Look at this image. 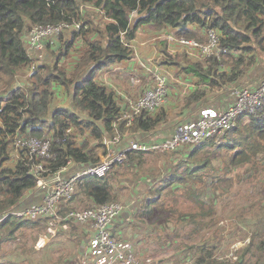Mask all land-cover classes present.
I'll return each mask as SVG.
<instances>
[{
	"label": "trees",
	"instance_id": "obj_1",
	"mask_svg": "<svg viewBox=\"0 0 264 264\" xmlns=\"http://www.w3.org/2000/svg\"><path fill=\"white\" fill-rule=\"evenodd\" d=\"M77 21L82 27L67 30L69 39L60 34L57 48L47 44L52 60L42 61L23 86L14 87L17 74L32 64L22 38L29 26ZM189 24L212 29L219 38V56L214 54L198 62L186 56L172 58L178 70L199 78L204 86L234 84L264 52V0H0V215L19 208L37 179L29 172L33 160L26 151H20L10 166V139L16 134L48 140L55 154L54 160L47 161L51 171L65 166L69 159L81 167L98 163L96 152L104 148L103 140L113 139L117 132L123 134L126 127L112 93L94 82L95 75L104 67L131 59L130 44L141 27L152 25V31L175 28L180 35ZM76 41L84 47L74 64L67 67V57L77 53ZM223 63L230 66L228 71L222 68ZM61 90L68 106L54 105ZM204 96L205 91L196 90L186 98V106L201 102ZM163 112L135 116L128 133L157 126L164 118ZM244 116L246 120L239 117L223 142L217 144L210 139L203 146L213 150L199 152L203 147L194 148L184 161L166 162L150 179L142 173L134 177L137 189L140 191V184L144 188L134 218L157 233L154 239L165 230L177 236L178 229L189 225V236L203 231L198 243L185 245L193 253V264H264V99L254 113ZM79 135L91 137L95 145L86 139L79 141ZM142 163L144 154L132 153L104 178L83 177L69 201L76 199L82 205L85 200L87 208L118 201L124 188L123 181L119 182L124 169ZM180 200L189 202V208L184 209L186 204L179 206ZM239 200L244 203L237 204ZM64 204H60L58 213L73 209ZM47 220L46 216H6L0 223V249L15 239L16 233L35 241L34 234L46 228ZM206 227L213 228L215 235L206 236L210 232ZM70 229L58 237L72 242L76 237L72 234L78 232L75 243L81 245L84 235L72 222ZM113 236L119 239L114 229ZM236 244L242 245L231 252ZM30 248L34 249L33 244ZM50 248L52 244L46 250ZM232 256H236L235 261ZM68 262L60 256L51 264ZM0 264L15 263L0 257Z\"/></svg>",
	"mask_w": 264,
	"mask_h": 264
},
{
	"label": "built area",
	"instance_id": "obj_2",
	"mask_svg": "<svg viewBox=\"0 0 264 264\" xmlns=\"http://www.w3.org/2000/svg\"><path fill=\"white\" fill-rule=\"evenodd\" d=\"M82 27L80 21L67 24L62 22L58 25H33L26 32V45L28 52H39L43 48V41L48 38L57 37L66 30L78 31ZM173 32L168 35L171 41L181 47L192 46L199 49L201 58H207L211 55L219 56L218 35L212 30H207V40L199 43L193 40H187L175 35V28H170ZM52 35V36H51ZM51 36V37H48ZM48 37V38H47ZM135 39V38H134ZM149 39L145 42H150ZM132 43V42H131ZM131 47V44H130ZM29 72L35 70V65H31ZM23 72H20V74ZM27 75V74H26ZM152 87L143 90L135 99L129 100V110L121 111L120 118L125 121L126 131L132 126L134 117L147 112L155 114L162 107L169 103L170 90L164 74H152ZM131 83L137 85L139 79L137 76L131 78ZM113 95H115L112 92ZM264 99V80H261L254 88H242L236 91L234 101L222 110L209 107L200 109L194 120L177 124L172 134L164 140L163 130L154 126L147 132L148 136L136 138L140 130L133 136L131 141L117 146L115 149L107 151V155L92 165L76 167L72 160H68L66 165L56 171H51L47 167V161L54 160L55 154L51 149L48 140L38 139L36 137H27L16 135L10 139V149L19 157L20 151H26L31 161L30 173L36 176V192L40 194L39 200L32 204H24L19 208L12 209L5 214L0 215V223L8 215L17 218H37L46 216L47 226L45 233L36 241V250L44 249L52 239L61 232H70V222L77 227L89 225L91 235L86 242L87 253H90L88 259L81 264H137L132 256L129 255V247L125 241L116 239L113 236V224L124 210L125 205L116 202L106 203L87 209H74L65 214L58 213V207L61 203L69 201L76 192L78 183L83 177L102 178L107 176L113 168L120 163L125 162L132 153H142L149 155L151 153H169L175 152L179 148L200 144L208 138L221 137L226 129L235 126L236 120L244 113H254ZM125 133V132H124ZM117 132L112 141L119 142L121 136L126 134ZM127 135H130L127 134ZM238 244L234 249L239 248ZM85 253V257L88 255ZM233 259H236L233 256Z\"/></svg>",
	"mask_w": 264,
	"mask_h": 264
},
{
	"label": "crops",
	"instance_id": "obj_3",
	"mask_svg": "<svg viewBox=\"0 0 264 264\" xmlns=\"http://www.w3.org/2000/svg\"><path fill=\"white\" fill-rule=\"evenodd\" d=\"M152 28L153 26L149 25L141 27L138 30L135 39L131 43V50L133 53L131 59L123 60L121 62L100 69L94 77V82H96L100 86H104L107 92H113L115 95H112L119 109H121V111H128L129 100L135 99V97L144 89L147 90L152 87V74H164L166 76L165 79L168 82L170 94H172L173 96H177V98L180 97L181 101L175 103H168L167 105L163 106V108L159 112L154 114V116H157L161 113V111H164V118H162V120L157 125L159 126L158 128H161L163 130V137L160 140H164L169 137L172 134L174 128L177 126V124L192 121L197 116L198 111L202 107L207 106L209 108L222 110L234 101L236 97V91L242 88L252 89L257 86V84L261 80H264V52H262L257 55V59L255 60V62L252 65L248 66L247 70L234 84H222L221 86H204L200 83L199 78L194 77L192 74H187L184 71H181V73L177 77L178 87L169 84V82L171 81V75L173 73V66L171 65L174 64V61H169V55H178V58L180 59L182 52H184L185 54H187V58L190 59L192 62H198L203 60L204 58H201V53L199 52V49L194 48L192 46L181 47L177 43H174L171 40L167 39L166 37H168V35H172L173 33L170 28H166L162 31H152ZM175 33L177 37H182L187 40H193L199 43H204L207 40V29L196 24H189L187 26V29L180 35L178 30H175ZM63 35H67L65 36L66 39H69L70 37L67 33ZM22 38L25 44L26 32L23 34ZM53 38L56 39L53 42H51L52 38L49 39V42H45V40L43 41V45H45V48L47 47V44H50L52 47L57 48L58 43L56 41L58 37ZM149 38L150 42H145V40ZM75 45L76 46H74V48L77 49V53L73 52L74 58L69 63H66L67 67L70 64H74L78 52L84 47L77 41L75 42ZM37 53L39 52H33L32 55ZM31 59L36 65H39L42 61H49V51H47L46 54L43 55L39 54L36 59H34L32 56ZM61 63L63 64L64 62ZM221 66L226 71L230 69V66L228 64L223 63L221 64ZM134 76H137V78L139 79V83L137 85L131 83V78ZM23 79V76L20 80H18L17 78V85H19ZM199 89L205 91L204 99L199 103L193 102L190 106H186V98H188V96H190L193 92ZM57 99L60 104H62L61 101H64V103L62 104L64 106L61 107H65L68 102V99L64 97V92L62 90L57 92ZM244 114L239 117H242L243 120H246L247 117H245ZM234 127L226 129L225 133L219 138H208L200 144L188 145L179 148L176 151L181 150L180 157L182 159H185L187 158L191 150H193L194 148L196 149L198 147H203L210 139H214L217 144H220L225 140L226 134L231 131ZM124 134H126V136L121 137L123 139L120 143L116 141L111 142L112 139H109L110 141H107V138L103 140L104 148L101 149L105 150V154H102L99 151L100 149H98L96 152V154L100 156V160L103 156L107 155V151L109 152L110 150L115 149L117 146L120 147L122 144H126L124 143V141L130 139V137L129 135H127L129 134L128 131H125ZM134 134H132V136ZM145 136H148V133L140 130V134L135 135L134 137L143 138ZM107 142H109V144H107ZM176 151L173 153L177 154ZM259 158L260 155L257 156V159ZM165 163L166 162H163V164ZM81 166L82 165H77L76 167ZM39 197L40 194L38 192H36V194H31L29 195V197H27V201L23 202L22 200L21 205H32L39 200ZM121 213V216L123 217L125 214L123 212ZM117 224H120L119 228L123 229L124 227H126V223L122 222V220H120L119 223H115L114 226Z\"/></svg>",
	"mask_w": 264,
	"mask_h": 264
},
{
	"label": "rangeland",
	"instance_id": "obj_4",
	"mask_svg": "<svg viewBox=\"0 0 264 264\" xmlns=\"http://www.w3.org/2000/svg\"><path fill=\"white\" fill-rule=\"evenodd\" d=\"M175 32V31H174ZM176 34V33H175ZM52 36V35H51ZM48 36V37H51ZM61 36V35H60ZM60 36L58 38H60ZM47 37V38H48ZM167 39H171L170 37H166ZM54 38L51 39V42H53ZM55 43V42H54ZM55 48V47H52ZM191 48V47H188ZM48 51L47 48L43 47L42 50H40L39 53L37 54H33L31 52H28V54L30 56H33L34 59H36L39 54H46V52ZM178 52V51H177ZM186 56L187 54H185L184 52H182L181 54V58ZM178 58V55L175 56H171L169 55V61H175V59L173 60L172 58ZM51 58V56H50ZM74 58V54L71 52L70 55L67 57L66 59V63H69L70 61H72ZM180 58V59H181ZM179 59V58H178ZM52 60V59H50ZM49 60V61H50ZM173 73L171 75V81L169 82V84H172L176 87L177 86V77L178 75L181 73V70H178L177 65L174 63L173 65ZM24 77V79L20 82V83H25L26 82V74L25 73H21V75L17 74L16 76V85L14 87L17 86V78L18 80L21 79V77ZM128 80V79H127ZM180 97L177 98V96H173L172 94H170V97L168 99L169 103H175V102H179ZM61 103L63 104L64 101H61ZM60 104L58 101L54 102V105L56 106H64ZM168 104V103H167ZM165 104V105H167ZM68 105V102L65 106ZM164 105V106H165ZM207 107V106H204ZM202 107V108H204ZM163 108V107H162ZM201 108V109H202ZM196 118V117H195ZM194 118V119H195ZM193 119V120H194ZM77 134V132L75 133ZM129 137H131V135H129ZM83 139H86L88 143L90 144H95V141L91 138V137H86V136H78V140L82 141ZM131 139H127L124 141V143H129L131 141ZM107 141H110L107 138ZM119 142H122V138H119ZM107 144H109V142H107ZM118 144V143H117ZM214 147L210 148L209 146L207 147H203L201 151L204 150H213ZM104 151V149H100V152L102 153ZM192 151V150H191ZM177 154L173 153V152H169V153H157V154H150V155H144L145 158V163H142L140 166L133 167V168H129V169H124V174L121 176V179L119 178V182L120 180L123 181L124 185L121 189L120 192V199L117 201V203L121 204V205H125V209L122 211L125 215L122 217L121 214L119 215V217L115 220V223H119L120 220L123 219L122 222L126 223V227L119 228L120 224H117L114 226L113 224V229H114V233H117V235L119 236L120 240L125 241V243H127L128 247H129V255L132 256L135 260L136 263L138 264H150L151 262H156L159 260H163L160 264H176L175 260L176 259H180V263L178 264H193V253L192 251L187 250V247L185 246L186 244H196L198 243V240L200 238V233H203V231H200V233H194L192 235H188L189 232V228L191 225L184 227L182 229H178V235L175 236L173 234V232H170L169 230H165L166 234H170L168 237L165 236V233L163 235L159 234L158 239H154L153 237L157 235V233H153L152 231H150L149 229V225H147L146 223L143 222H139V220L136 218H134V214H135V210L138 209L139 204H140V200L143 194L144 188L141 187V184L139 186L140 191L137 189V180L134 177H137L139 174H146L145 177H154L156 175V173L163 168V161L168 162V161H178L179 159L183 160L180 156L181 150L176 151ZM179 154V156H178ZM173 156V157H171ZM16 160V156L15 154L12 153V160H10L9 164L10 166L13 165V163ZM214 164H217L216 161L213 162ZM138 168H142L141 171H138V173L136 172ZM155 168V169H153ZM151 169H153L151 171ZM181 170V169H180ZM248 170V169H247ZM246 171V170H243ZM225 173V171H223ZM240 173L242 171H239ZM251 172V171H250ZM110 174V173H109ZM238 174V172H237ZM246 176L247 173L245 174ZM263 175L262 173L260 174V176ZM259 176V177H260ZM150 179V178H149ZM153 181V184H155L157 182L156 179ZM211 187L209 190H211V188L213 187L214 183H211ZM260 183H256V185L258 186ZM131 188L133 189L131 192ZM207 192V194H211V191ZM31 194H36V189L34 188L33 190L29 191L28 193H26L23 197V202L27 201V197H29V195ZM35 196V195H34ZM74 196V195H73ZM245 200V199H244ZM244 200H239L237 202V204H242L244 203ZM67 202V201H65ZM70 202V201H69ZM65 203L64 205H70L73 207V209H83V208H87L86 206V201L83 200L81 202L82 205H79V202L75 199V201ZM184 204H186L184 206V209H188V205L189 202L185 201L183 202L182 200H180L179 202V206H183ZM128 208V209H127ZM125 211V212H124ZM130 212V214H129ZM47 223V221H46ZM80 230L81 235H84V238L82 239L81 245L78 243H75L77 237H78V232H74L72 235L76 236L75 240L72 242H66V239L60 238L58 236H56L54 239L55 242L49 243L52 244V248H50V250H46V247L44 249L41 250H36L35 246H36V241L37 239L42 236L45 233V228L43 231H40L38 233H35L34 235L37 237L36 240L34 241L33 239H31L30 236H21L19 233H16L15 235V239L7 241V243L3 244L1 249H0V257H2L4 260L7 261H13L15 264H18L20 261L24 260L26 262V264H51L52 262H56L58 260V257L60 256H64V261L67 262V260L69 259L68 264H81L83 259L84 261L88 259V256H90V253H87V249H86V242L89 239L90 235H91V229L89 227V225H84L82 227H78ZM213 229V228H211ZM209 229L208 227H206V231H210L208 233H206V236H208L210 233H212L213 235H215V233H213V231ZM33 235V236H34ZM150 235L151 238L150 239H146V236ZM217 236V235H216ZM165 240L167 241L165 243ZM33 244V248L31 249L30 246H32ZM48 244V245H49ZM242 244H238V246L241 247ZM239 247V248H240ZM232 248V247H231ZM230 251H234V248L231 249ZM238 248V249H239ZM25 252L24 254H21V252ZM85 253H87L88 255L85 257ZM66 254H68V256H66ZM185 255H188V258H185ZM192 256V258H191ZM136 257V259H135Z\"/></svg>",
	"mask_w": 264,
	"mask_h": 264
},
{
	"label": "clouds",
	"instance_id": "obj_5",
	"mask_svg": "<svg viewBox=\"0 0 264 264\" xmlns=\"http://www.w3.org/2000/svg\"><path fill=\"white\" fill-rule=\"evenodd\" d=\"M87 9H88V11H90V10H91V8H87ZM93 11H94V10H93ZM31 26H33V25H31ZM31 26H29V28H30ZM29 28H28V29H29ZM28 29H27V30H28ZM66 31H67V30H66ZM66 31L62 32L61 34H65V33H66ZM75 31H76V30H75ZM26 32H27V31H26ZM215 32H216V31H215ZM59 36H60V34H59L57 37H59ZM57 37H55V38H57ZM49 39H51V38L45 39V42H46V41H47V42H48V41H50ZM24 45H25L26 52H27V45H26V42H25V44H24ZM44 46H45V45H43V47H44ZM42 49H43V48H42ZM224 51H225V50H224ZM39 52H40V51H39ZM27 54H28V52H27ZM28 56H29L30 58L32 57V56H30L29 54H28ZM31 60H32V59H31ZM33 64H34V63H33V61H32V64H31V65H33ZM34 65H35V68H36V66H37V65H36V64H34ZM29 68H30V67H29ZM29 68H27V70H24V71H22L23 73L27 74V75H26V82H27V78H28V76H29V75H30V73H31V72H29V70H28ZM18 74L20 75V73H18ZM26 82H25V83H26ZM25 83H20V84H19V85H17L16 87L23 86ZM235 257H236V256H235ZM231 259H232L233 261H235V260H236V259H233V256H232V258H231Z\"/></svg>",
	"mask_w": 264,
	"mask_h": 264
},
{
	"label": "bare ground",
	"instance_id": "obj_6",
	"mask_svg": "<svg viewBox=\"0 0 264 264\" xmlns=\"http://www.w3.org/2000/svg\"><path fill=\"white\" fill-rule=\"evenodd\" d=\"M104 178V177H103Z\"/></svg>",
	"mask_w": 264,
	"mask_h": 264
}]
</instances>
